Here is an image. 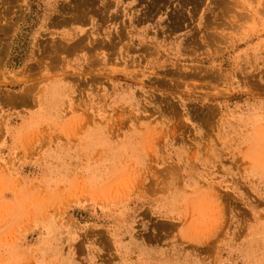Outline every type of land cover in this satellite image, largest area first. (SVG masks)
<instances>
[{
	"label": "rangeland",
	"instance_id": "obj_1",
	"mask_svg": "<svg viewBox=\"0 0 264 264\" xmlns=\"http://www.w3.org/2000/svg\"><path fill=\"white\" fill-rule=\"evenodd\" d=\"M0 264H264V0H0Z\"/></svg>",
	"mask_w": 264,
	"mask_h": 264
}]
</instances>
